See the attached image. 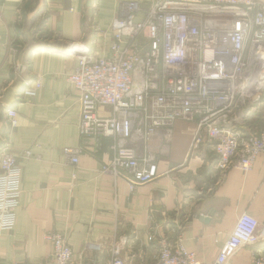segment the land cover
<instances>
[{"label":"crops","instance_id":"crops-1","mask_svg":"<svg viewBox=\"0 0 264 264\" xmlns=\"http://www.w3.org/2000/svg\"><path fill=\"white\" fill-rule=\"evenodd\" d=\"M128 1L0 0V147L17 155L22 169L16 223L0 230V264H49V231L64 233L84 264H109L114 244L133 264L149 262L155 249L146 242L148 228L172 236L175 224L186 249L213 261L242 212L259 220L256 247L264 249V152L247 173L231 169L215 182L208 146L188 153L195 122L177 119L166 146L151 142L159 176L131 191L100 171L112 155L109 140L97 149L93 138L79 135L78 92L66 76L83 46L109 55L110 23ZM37 77L42 87L23 99L21 90ZM257 104L236 111L239 129L260 127L264 98ZM8 109L16 111L15 126ZM78 145L83 151L73 165L63 147ZM26 149L31 154L24 159ZM254 247H240L228 262L251 264Z\"/></svg>","mask_w":264,"mask_h":264},{"label":"built area","instance_id":"built-area-1","mask_svg":"<svg viewBox=\"0 0 264 264\" xmlns=\"http://www.w3.org/2000/svg\"><path fill=\"white\" fill-rule=\"evenodd\" d=\"M110 31L109 55L83 46L75 53L77 66L66 76L78 92L79 135L93 138L97 149L109 140L112 155L100 167L102 173L122 179L131 191L156 179L151 142L157 138L166 146L177 119L195 122L188 153L208 146L215 182L231 169H252L264 152V121L246 132L234 124V116L264 98V0H130L112 19ZM41 87L39 77L26 83L23 99ZM6 116L15 126L16 111L8 109ZM82 151L79 145L63 147L73 165ZM30 154L26 149L21 157ZM17 158L0 147V230L10 231L16 223L22 180ZM259 225L256 217L240 213L213 261L186 249L176 224L172 236L150 226L146 242L155 254L136 264H230L229 257L246 245L255 246L251 264H264V249L256 247ZM44 237L52 246L49 264H84L64 233L49 231ZM109 264L133 261L114 244Z\"/></svg>","mask_w":264,"mask_h":264},{"label":"bare ground","instance_id":"bare-ground-1","mask_svg":"<svg viewBox=\"0 0 264 264\" xmlns=\"http://www.w3.org/2000/svg\"><path fill=\"white\" fill-rule=\"evenodd\" d=\"M75 57V56H74Z\"/></svg>","mask_w":264,"mask_h":264}]
</instances>
